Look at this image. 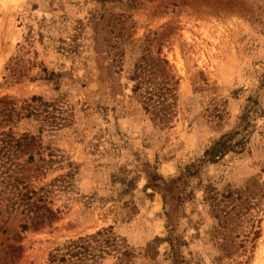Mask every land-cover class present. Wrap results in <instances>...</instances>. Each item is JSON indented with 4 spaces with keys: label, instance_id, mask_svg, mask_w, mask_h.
<instances>
[{
    "label": "rangeland",
    "instance_id": "obj_1",
    "mask_svg": "<svg viewBox=\"0 0 264 264\" xmlns=\"http://www.w3.org/2000/svg\"><path fill=\"white\" fill-rule=\"evenodd\" d=\"M109 225L103 263L264 264V0H0V264Z\"/></svg>",
    "mask_w": 264,
    "mask_h": 264
},
{
    "label": "trees",
    "instance_id": "obj_2",
    "mask_svg": "<svg viewBox=\"0 0 264 264\" xmlns=\"http://www.w3.org/2000/svg\"><path fill=\"white\" fill-rule=\"evenodd\" d=\"M163 61L168 63L166 59ZM141 66V63L136 65L132 78L141 77L142 68L139 69ZM142 82L138 79L134 89L140 88ZM228 145H230V138L223 135L214 141L210 148L206 149V153L213 157ZM57 211L53 207L45 206V210L37 222L51 224L57 217ZM118 242V237L111 225L102 227L91 233L67 238L62 243L57 244L48 251L45 264H107L103 263L107 254L119 252V254L126 255L129 253L127 249L121 250ZM117 258L123 260L120 255H117Z\"/></svg>",
    "mask_w": 264,
    "mask_h": 264
}]
</instances>
